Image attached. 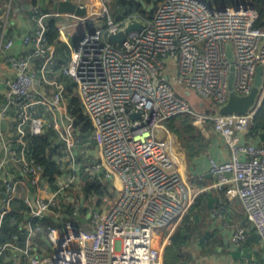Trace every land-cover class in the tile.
Here are the masks:
<instances>
[{"label":"built area","instance_id":"2783aa9c","mask_svg":"<svg viewBox=\"0 0 264 264\" xmlns=\"http://www.w3.org/2000/svg\"><path fill=\"white\" fill-rule=\"evenodd\" d=\"M11 1L0 18V56L15 41L7 32ZM95 1L100 9L86 21L67 64L56 67L54 47L42 39L53 15L38 4L31 9L33 29L21 38L24 51L5 58L13 77L0 97V219L15 198L18 178L32 187L35 204L21 223L29 226L25 246L1 245L0 259L11 248L15 264H163L165 249L198 202L176 168L167 137L158 136L177 115H191L203 128L212 121L223 137L231 158L210 160L213 186L224 188L226 201H241L264 254V143L244 140L264 104V26H255L252 0H159L151 19L132 15L122 21L112 18L110 0ZM135 22L141 29L128 32L121 45L108 42ZM168 60L176 66V85L210 104L201 100L198 111L175 90ZM231 67L237 96L250 93L261 67L258 91L242 115L219 112L229 100ZM72 97L90 121L86 133L73 127L76 119L64 108ZM52 129L60 153L53 184L31 161L25 140ZM85 176L100 187L88 200ZM224 206L212 217H222ZM37 233L46 248L35 246ZM249 238L238 227L232 248L243 251Z\"/></svg>","mask_w":264,"mask_h":264},{"label":"crops","instance_id":"0c3cea01","mask_svg":"<svg viewBox=\"0 0 264 264\" xmlns=\"http://www.w3.org/2000/svg\"><path fill=\"white\" fill-rule=\"evenodd\" d=\"M8 1L0 0V18L7 13ZM59 1L62 0L11 1L7 32L9 36L15 38V41L13 47L0 56V97L8 90L7 77H13V74L8 71L5 58L12 56L8 55L9 52L19 55L24 51L21 38L33 29L31 9L34 5L38 4L45 10H50L58 27H62L59 41L67 46L70 51L68 61L71 58L76 39L85 30L86 21L100 9V4L94 0H72L75 3L85 5L88 10L87 15L80 17L69 13L61 14L54 9L55 3ZM71 22L75 24L71 28L72 30L69 28ZM55 54L57 58L61 57L60 49L59 53L55 51ZM184 94L187 97L190 93L184 92ZM64 108L67 112L71 111L70 98L66 99ZM196 133H198L196 134L197 137L195 136V139H193L196 140V150L193 148L192 152L188 153L184 149L178 148L173 140V151L176 168L181 178L193 191L198 193V197L201 199L199 210L191 213L189 220L187 219V222L177 233L176 241L173 240V244L165 249L163 261L167 250L175 247L177 257L174 258L173 264H246V258H233L231 253L235 250L230 243L232 232L238 227H245L251 239L245 243L243 252L245 254L252 253L255 260H259L264 264V254L261 253L260 242L246 219L243 204L238 199L226 201L224 188L213 186L217 179L210 172V160L213 159L218 162L229 160L231 158L229 147L225 144L223 137L214 130L212 121L207 123L206 127H200V130L196 129ZM244 140L254 144L264 143L261 141L259 134L256 136L247 135ZM31 193L32 187L21 178H18L14 192L15 198L10 201L11 204L9 202L8 211L20 203L33 207L35 203L30 198ZM222 204H225L223 216L220 218L212 217L213 211L217 210ZM28 207L22 214L25 217L29 213ZM22 227L29 232L27 224ZM206 232L210 233L206 235ZM204 235H206L205 238ZM201 238H203L202 242H200ZM163 264H165V261Z\"/></svg>","mask_w":264,"mask_h":264},{"label":"trees","instance_id":"16d2710c","mask_svg":"<svg viewBox=\"0 0 264 264\" xmlns=\"http://www.w3.org/2000/svg\"><path fill=\"white\" fill-rule=\"evenodd\" d=\"M144 1L149 5L152 0ZM222 1L226 5H230L232 2V0ZM110 2L113 3L112 11L113 15L116 17V19H114L115 21H122L132 15L151 19L155 13V8L148 12L140 4L134 1L122 0L119 2H112V0H110ZM252 5L258 14V18L255 21V26H264V0H252ZM59 37V28L57 26L56 20L52 18L46 22L42 39L47 44V46L54 47V60L56 67L67 64L70 54L67 46H64V44L59 41ZM59 49L61 51V57L57 58L55 51L56 53H59ZM60 78L64 79L65 77L61 75ZM70 108L71 115L76 119V121L73 122V127L78 128L79 132L81 133L88 132L91 128V124L89 119L81 113L80 103L77 98H70ZM192 120L193 117L191 115H177L167 121L169 129L179 136L188 153L192 152L191 150L193 148H195V150L197 148L196 140L194 141L193 139H195V136L198 133H196V128L191 123ZM262 131H264V104L261 106L253 119V122L250 126L249 136H256ZM55 138L56 134L53 129L50 132L46 131L45 134L39 137L27 136L25 138L27 147L32 149L31 161L44 170V175L49 179L51 184H53L56 178L60 175L55 163V158L60 156L59 147L55 144ZM168 138L173 140L171 136H168ZM84 184V196L87 200L91 196H98L100 194V187L96 181L88 180L87 176H85ZM200 200L201 199L198 197V202L194 206V211L192 210L191 213L198 212ZM27 207L28 206H26L25 203H20L19 205L16 204V206L7 211L0 219V246L4 244H12L18 248H23L25 246L29 232L21 226V223L26 220V217L22 214ZM31 208L32 207H28L27 210L30 211ZM37 222L38 220L33 219L31 221L32 226H36ZM52 224L53 223L48 220L47 225ZM250 239L251 238L248 240L250 241ZM33 240L35 246L39 247L40 249L44 247L46 248L47 245L43 238V233H37ZM14 255H16V251L8 248L5 250L3 257H1L0 264H15L12 260ZM21 264L25 263L22 262Z\"/></svg>","mask_w":264,"mask_h":264},{"label":"water","instance_id":"95a60500","mask_svg":"<svg viewBox=\"0 0 264 264\" xmlns=\"http://www.w3.org/2000/svg\"><path fill=\"white\" fill-rule=\"evenodd\" d=\"M114 2H119L122 0H112ZM129 1H134L138 4H140L143 8H145L148 12L152 11L156 4L159 2V0H152L151 3L148 5L144 0H129ZM54 9L58 12V13H69V14H74L76 16H80V17H84L87 15V8L84 6H79L77 5L75 2H73L72 0H62L59 1L57 3H55L54 5ZM142 27L141 23L139 22H135V23H131L129 24L125 31L120 32L116 35H111L108 37V42L111 44H118L121 45V43L125 40L126 38V34L130 31L133 30H140ZM228 56L231 57V53L230 50L228 51ZM233 79H234V73H233V67H231V73L229 75V100L227 102V104L225 106H223L220 109V114L222 115H226V114H245L246 111L248 110L249 106L253 103L254 98L256 96V93L258 91V86L261 83V67H258L257 69V73H256V77L254 80V85L250 91V93L246 96H237L234 94L233 89H232V84H233ZM139 115L134 114L132 117H138ZM167 126V124L165 125ZM259 137L261 139V141L264 142V132L259 134ZM79 220L81 222H85L84 218H79ZM208 233L210 232H206V235H208ZM206 235H204V238L206 237ZM258 238V237H257ZM203 238L200 239V242H202ZM233 258H246L248 260H253L254 261V257L252 253H247L245 254L241 249L235 250L232 253ZM255 264H262L261 261L259 260H255L254 261ZM185 264V263H183Z\"/></svg>","mask_w":264,"mask_h":264},{"label":"rangeland","instance_id":"374dc122","mask_svg":"<svg viewBox=\"0 0 264 264\" xmlns=\"http://www.w3.org/2000/svg\"><path fill=\"white\" fill-rule=\"evenodd\" d=\"M94 1H95V0H94ZM209 1H211V0H209ZM95 2H96V1H95ZM112 2H114V1H112ZM215 2H217V1H215ZM96 3H97V2H96ZM108 8H109V10H110V12H111V16H112V18H113V19H116V17L113 15V11H112L113 3L109 2V3H108ZM71 23H72V24H71L70 27H69L70 29H71L73 26H75V24H73V22H71ZM85 29H86V27H85ZM71 30H72V29H71ZM8 55L16 56V55H18V54H14V53H12V52H9ZM167 68H168L167 73L169 74V77L171 78V83L173 84L175 90H176L179 94L184 95V89H182L183 87L181 88V87L177 86L176 83L172 80V77L175 76V74H176V66H175V63H174L173 61H171V60H168V67H167ZM187 98H188L189 101L193 104L194 108H195L196 110H198V111L201 110V109L198 107V105H197L198 102H200L201 100H204V102H205L206 104H210V102H211L210 99H208V98H205V99L202 98V99H201L200 97L194 95L193 93H190V94L187 96ZM191 123H192V125H193L197 130H200V127H199V126H195V125L193 124V120L191 121ZM158 136H159V137H168V136H171V137L173 138L175 144L177 145V147H178V148H181V149H184V150L186 151V148L183 146V143H182L181 139L179 138V136H178L177 134H175L174 132H172V131L169 129L168 124H167V126H165L163 132L160 133ZM167 140H169V142H168V143H169V146L173 147V140H170L169 138H167ZM169 150H170L172 156L174 157V151H173L171 148H170ZM186 152H187V151H186ZM174 160H175V159H174ZM173 240L176 241V235L174 236ZM175 254H176V248H175V247H173V248H169V249L167 250V252H166V255H165V260H164V261H165V264H173V263H174V258L177 257ZM3 255H4V254H3ZM3 255H2V257H3ZM164 261H163V263H164Z\"/></svg>","mask_w":264,"mask_h":264},{"label":"bare ground","instance_id":"6f19581e","mask_svg":"<svg viewBox=\"0 0 264 264\" xmlns=\"http://www.w3.org/2000/svg\"><path fill=\"white\" fill-rule=\"evenodd\" d=\"M168 142H169V140H167L168 148H169V149L171 148V149L173 150V147L169 146V143H168Z\"/></svg>","mask_w":264,"mask_h":264}]
</instances>
